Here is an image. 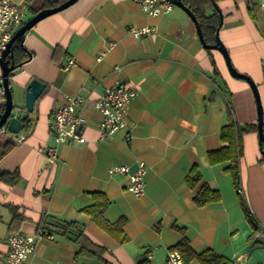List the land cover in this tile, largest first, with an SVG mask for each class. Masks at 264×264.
Instances as JSON below:
<instances>
[{
  "label": "crops",
  "instance_id": "obj_1",
  "mask_svg": "<svg viewBox=\"0 0 264 264\" xmlns=\"http://www.w3.org/2000/svg\"><path fill=\"white\" fill-rule=\"evenodd\" d=\"M14 2L25 10V20V0ZM263 3L217 2L216 30L232 68L257 89L264 130ZM175 8L152 17L133 0H78L26 33L23 48L31 58L10 75L13 103L23 107L32 79L45 89L21 131L0 135V146L14 145L0 160V172L17 174L14 184L0 181V264L6 262L9 236H35L48 217L80 224L85 238L105 252L101 258L80 253L77 243L50 229L36 240L29 264H166L168 251L182 239L195 254L212 251L232 264H264V242L254 236L264 231V159L257 131L242 138L237 188L229 162L211 164L208 157L224 146L220 129L229 112L238 124L257 128L254 93L247 81L230 76L220 52L204 49L192 20ZM143 28L153 32L135 38L132 31ZM70 60L74 64L65 69ZM118 83L136 92L127 107L129 126L102 135L94 104ZM75 95L84 99L83 142L58 145L51 164L45 150L55 146L52 110ZM140 162L145 190L136 197L126 189V175L108 170L126 165L131 174ZM193 170L200 175L195 188L187 183ZM202 186L217 191L219 201L197 207ZM93 193L110 200L106 221H124L117 238L83 213Z\"/></svg>",
  "mask_w": 264,
  "mask_h": 264
},
{
  "label": "built area",
  "instance_id": "obj_2",
  "mask_svg": "<svg viewBox=\"0 0 264 264\" xmlns=\"http://www.w3.org/2000/svg\"><path fill=\"white\" fill-rule=\"evenodd\" d=\"M141 10L152 17H161L170 13L174 6L166 0H133ZM264 9V3L261 5ZM25 10L17 6L14 0H0V57L5 51L8 42L14 33L24 24ZM153 30V29H152ZM149 28L134 30L132 34L135 38L153 32ZM264 40V31L262 33ZM111 48V45H110ZM109 48V49H110ZM108 49V50H109ZM104 52L101 53V56ZM74 64L73 60L66 63L65 69ZM116 69H118L116 67ZM2 80L0 75V96L3 97ZM136 97V92L128 89L124 84H116L104 90L103 94L95 102L94 107L101 114L99 124L102 135L112 136L119 131L125 130L129 126L127 107ZM84 103L83 97L79 95L65 97V103L52 110L53 123L51 131L55 146L48 147L45 155L49 163L57 161V146L65 142L82 143V129L85 126V118L79 110ZM9 134L5 128L0 129V135ZM126 136L125 141H129ZM110 175L123 174L128 177L127 191L136 197L143 195L145 190L144 176L146 168L144 163L137 164L136 170L129 173L126 165L114 166L108 170ZM242 194L241 189H237ZM48 233L40 229L35 236L15 233L8 237L6 244L8 253L5 264H29L30 257L34 254L36 240L47 237ZM256 239L264 242V231H257L254 235ZM61 264V263H58ZM166 264H186L182 255L177 249H171L166 256Z\"/></svg>",
  "mask_w": 264,
  "mask_h": 264
},
{
  "label": "trees",
  "instance_id": "obj_3",
  "mask_svg": "<svg viewBox=\"0 0 264 264\" xmlns=\"http://www.w3.org/2000/svg\"><path fill=\"white\" fill-rule=\"evenodd\" d=\"M67 0H25L23 8L29 10L30 18L34 16L38 11L43 9H50L57 7ZM183 5L188 8L196 17L199 22L200 28L205 42L215 43V31L219 25L220 13L216 8L217 2L221 0H181ZM38 4L35 8L33 4ZM212 8V13L207 14V8ZM14 56L15 64L21 65L31 58V54L27 52L19 44H14ZM21 58V59H20ZM3 104L0 105V113L3 112ZM229 112V121L220 129V138L223 147L216 151H212L208 154L211 164H217L221 162H229L227 172L231 175L235 188L238 187L240 182V158L242 154V138L245 134L257 131L254 125H240L231 116ZM27 122V119L24 123ZM14 145L10 142H6L0 146V160L4 158L12 149ZM262 150V145L260 144ZM17 178V174H9L0 172V181H4L8 184H14V180ZM200 181V175L196 170H193L187 176V183L189 187L195 188ZM94 202L90 206L83 209V213L88 215L91 220L103 229L110 236L117 238L118 234L122 232L124 224L123 220H119L115 223H109L104 218V213L110 205V200L102 193H93ZM219 194L217 191L202 186L197 192L194 203L197 207H202L208 203L219 201ZM245 213L248 216L247 211ZM15 219L21 220L20 217L15 215ZM41 229L50 233L51 230H55L57 233L67 237L69 240L79 245V252L85 253L88 256L101 258L104 249L92 245L84 236L83 226L75 222L64 221L56 217H48L41 225ZM183 260L186 264L192 259H196L200 264H232L227 259L217 255L212 251H206L201 254H195L189 247L187 241L182 239L176 246ZM137 264H151L148 260H143Z\"/></svg>",
  "mask_w": 264,
  "mask_h": 264
},
{
  "label": "water",
  "instance_id": "obj_4",
  "mask_svg": "<svg viewBox=\"0 0 264 264\" xmlns=\"http://www.w3.org/2000/svg\"><path fill=\"white\" fill-rule=\"evenodd\" d=\"M78 0H67L61 5L50 8L43 9L38 11L34 16L28 19L24 24L14 33L8 42L5 51L2 53L0 57V71H1V80H2V88H3V112L0 113V129L5 128L10 134H18L21 131L22 123L27 119L28 115L33 112L34 105L39 97L42 95L45 84L40 82L39 80L32 79L24 90L23 95V107H20L18 104H14L12 97L13 92L9 86V79L12 72L20 67L19 64H15V56H14V44L17 43L20 47H23V40L25 38L26 33H28L37 23L40 21L55 15L59 12H62L69 7L73 6ZM170 2L174 7L181 9L184 13L188 15V17L192 20L195 25L197 35L199 41L203 45L206 50H216L222 54L224 57L228 72L230 76L236 79H242L249 83L250 89H252L256 104H257V133L259 143L262 145L261 154L264 159V130H263V121H262V111L257 89L253 85V83L245 76H241V74L237 73L229 63V58L227 57V53L218 39V29L215 33V43L207 44L204 40L202 30L200 28L199 22L197 21L194 14L186 8L181 0H166ZM16 112H20L19 115L15 116Z\"/></svg>",
  "mask_w": 264,
  "mask_h": 264
},
{
  "label": "rangeland",
  "instance_id": "obj_5",
  "mask_svg": "<svg viewBox=\"0 0 264 264\" xmlns=\"http://www.w3.org/2000/svg\"><path fill=\"white\" fill-rule=\"evenodd\" d=\"M37 6H38V4L34 5L35 8H36ZM175 9H176V8H175ZM29 18H30V15H28V16L26 17V19L24 20V22H26ZM12 100H13V102H14L13 97H12Z\"/></svg>",
  "mask_w": 264,
  "mask_h": 264
}]
</instances>
